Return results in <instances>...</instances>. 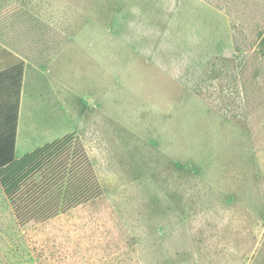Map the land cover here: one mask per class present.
I'll use <instances>...</instances> for the list:
<instances>
[{"label":"rangeland","instance_id":"obj_1","mask_svg":"<svg viewBox=\"0 0 264 264\" xmlns=\"http://www.w3.org/2000/svg\"><path fill=\"white\" fill-rule=\"evenodd\" d=\"M15 18L29 63L0 264H264V0H26ZM69 137L101 195L21 222L3 187Z\"/></svg>","mask_w":264,"mask_h":264},{"label":"trees","instance_id":"obj_2","mask_svg":"<svg viewBox=\"0 0 264 264\" xmlns=\"http://www.w3.org/2000/svg\"><path fill=\"white\" fill-rule=\"evenodd\" d=\"M259 46L264 56V37ZM71 143V137L68 141L64 140V144L59 146V150L64 152L58 157L53 155L55 150L40 156L41 161L54 156V160L42 170L24 172L3 187L5 196L21 222L26 223L36 217L54 218L101 195V186L92 164L82 150H72L74 146L71 147ZM14 161V141L0 144V171Z\"/></svg>","mask_w":264,"mask_h":264},{"label":"crops","instance_id":"obj_3","mask_svg":"<svg viewBox=\"0 0 264 264\" xmlns=\"http://www.w3.org/2000/svg\"><path fill=\"white\" fill-rule=\"evenodd\" d=\"M25 12L26 0H0V144L14 141V159L20 151L29 61L22 50L23 24H18L17 18L13 24L7 21L9 16L19 17ZM59 90L62 95V86Z\"/></svg>","mask_w":264,"mask_h":264}]
</instances>
